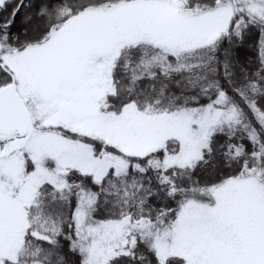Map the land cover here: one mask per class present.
I'll use <instances>...</instances> for the list:
<instances>
[{
	"label": "snow or ice",
	"instance_id": "obj_1",
	"mask_svg": "<svg viewBox=\"0 0 264 264\" xmlns=\"http://www.w3.org/2000/svg\"><path fill=\"white\" fill-rule=\"evenodd\" d=\"M0 264H264V0H0Z\"/></svg>",
	"mask_w": 264,
	"mask_h": 264
}]
</instances>
